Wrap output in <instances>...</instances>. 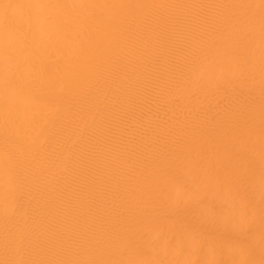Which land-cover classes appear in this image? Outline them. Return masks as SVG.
I'll use <instances>...</instances> for the list:
<instances>
[{
    "label": "snow or ice",
    "instance_id": "6c2138e0",
    "mask_svg": "<svg viewBox=\"0 0 264 264\" xmlns=\"http://www.w3.org/2000/svg\"><path fill=\"white\" fill-rule=\"evenodd\" d=\"M0 264H264V0H0Z\"/></svg>",
    "mask_w": 264,
    "mask_h": 264
},
{
    "label": "bare ground",
    "instance_id": "6f19581e",
    "mask_svg": "<svg viewBox=\"0 0 264 264\" xmlns=\"http://www.w3.org/2000/svg\"><path fill=\"white\" fill-rule=\"evenodd\" d=\"M125 2H161V0H125ZM163 2H191V0H163ZM204 2H211V0H204ZM204 103L207 113L211 114L215 111L213 102L205 101ZM153 111H155V109H153ZM161 115H163V110H161ZM122 120L129 126L130 130L138 127L141 122H143L145 126H147L149 123L146 117L141 116V110L139 108L126 110L125 112H123Z\"/></svg>",
    "mask_w": 264,
    "mask_h": 264
}]
</instances>
